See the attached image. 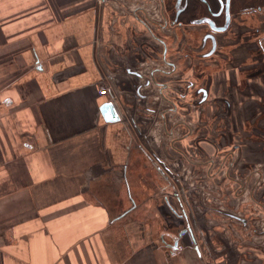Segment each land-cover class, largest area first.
I'll return each mask as SVG.
<instances>
[{
    "label": "crops",
    "instance_id": "1",
    "mask_svg": "<svg viewBox=\"0 0 264 264\" xmlns=\"http://www.w3.org/2000/svg\"><path fill=\"white\" fill-rule=\"evenodd\" d=\"M76 2L21 12L0 0V264H229L238 242L211 223L205 188H183L190 175L160 176L191 198L198 243L172 255L161 241L173 205L146 182L176 170L161 49L141 61L132 33L155 41L128 0Z\"/></svg>",
    "mask_w": 264,
    "mask_h": 264
},
{
    "label": "flooded vegetation",
    "instance_id": "2",
    "mask_svg": "<svg viewBox=\"0 0 264 264\" xmlns=\"http://www.w3.org/2000/svg\"><path fill=\"white\" fill-rule=\"evenodd\" d=\"M126 5L155 41L145 32L132 33L129 42L141 61L159 57L161 49V60L169 66V71L160 69L164 77L159 84L174 92L176 170L171 173L178 174L183 160L201 155L210 170L209 164L218 162L212 157L221 159L229 146L236 150L237 163L264 162V0H128ZM254 167L256 174H235L240 182L237 210L226 206L227 196L205 203L227 217V229L239 232L233 235L236 258L229 264H264V174ZM160 168L158 174H170ZM248 175L254 186L245 185ZM246 200L254 203L243 206ZM164 204L176 207L173 216H165L192 231L197 245L193 227L185 223L193 215L173 198L161 200Z\"/></svg>",
    "mask_w": 264,
    "mask_h": 264
},
{
    "label": "rangeland",
    "instance_id": "3",
    "mask_svg": "<svg viewBox=\"0 0 264 264\" xmlns=\"http://www.w3.org/2000/svg\"><path fill=\"white\" fill-rule=\"evenodd\" d=\"M59 1L60 0H18V2H19L18 6H19L21 12L32 11L33 8L37 9L40 7L46 9V7L49 5L53 6V8L59 9L58 8ZM79 6L80 5L76 2V0H68L66 8L70 11H77L80 8ZM214 149L216 150L217 148H214ZM233 149H234V147H232V146L226 147L225 152H223L221 154L222 155L221 159H219V157H212V158L217 159L218 162H216L214 164L210 163L211 164V165L209 164V168H211L210 170L208 169V162L206 161L207 160L206 156L202 157V155H201L198 158L197 157L191 158L194 160H198L197 163L191 162L193 160H191L189 158L188 159L190 161L183 160V162H181L179 164V166H180L179 169L176 171V173H178V174H182V175L185 174V176L190 175V178H185V177L180 178L182 180V183H183L182 184L183 188L184 187L189 188V187H191V185H193L196 190H198V189L205 190L206 189L205 190L206 191L205 201L208 200V198L213 199V201H215L216 199H217V201H221L223 196L224 197L227 196V198H226L227 202L225 203L226 206L229 209L237 210V206L239 205V203L235 202V200H236V197L237 198L239 197L238 196V188H239L238 183H240V182H239V180L236 179L235 174H237L238 171H239V174L240 173L250 174V175H252L254 173L256 174V172L251 171L252 170L251 168L253 166H255L254 168L257 167L259 169L260 174H264V162L256 163V164L252 163L253 166L250 163L248 165H246V163H242V162L237 163L238 161H235V159L238 158V156H237V153L235 152L236 150H233ZM167 165H169V164H167ZM188 172H190L191 174H188ZM170 174H172L171 171H170ZM136 175L139 176V174H136ZM160 175L161 174H154L152 176L149 175V176H147V179H146V180H148L146 182L149 183V185H152V188H150L149 190H152V193H154V195H155V193H158L157 198L160 197V199L164 200L165 197L168 196L169 198L175 199L177 202L178 201L181 202L180 199L182 200V198H183V200H185L187 202L191 201L190 197H187V198L184 197V194H182V192H181L182 188H181V191L178 189V184H176L174 179H172L173 182L172 181L169 182L168 179L165 180ZM250 175H248L246 178H244L243 181L246 183L245 185H248V186L253 185L254 186L255 185V184H253L254 179ZM135 180H136V178H135ZM135 180H132L133 186L136 185ZM262 185H264V184H262ZM203 188H205V189H203ZM144 193L145 194L147 193L148 197H150L149 192H144ZM179 195L181 196L180 198L178 197ZM198 197L199 196L197 193V198ZM258 202H262V201L259 199ZM252 203H254V201H252V200L247 201L246 200L244 202L243 206H247V205L250 206V205H252ZM211 204L218 205V204H215V202H213ZM204 207L209 208L210 206L205 205ZM207 208H206V211H207ZM208 215H210V217H212V219H213L212 220L213 222H211V223L213 225H216V230L221 232L223 234V236L234 238L233 235L239 234L237 227L227 229V227L231 226V222H228V219L226 216H223L221 214L219 215V213H217L216 210L212 211ZM162 220L164 221V226H165L166 225V219L164 220V218H162ZM181 246L183 248H185L187 245H185V246L181 245Z\"/></svg>",
    "mask_w": 264,
    "mask_h": 264
},
{
    "label": "water",
    "instance_id": "4",
    "mask_svg": "<svg viewBox=\"0 0 264 264\" xmlns=\"http://www.w3.org/2000/svg\"><path fill=\"white\" fill-rule=\"evenodd\" d=\"M101 111L103 116L107 121H115L119 120V112L117 110V107L113 103V101H107L104 102L101 106ZM169 197L166 196L164 200H167ZM176 207L173 205L172 209H170V213L173 214ZM173 211V212H172ZM176 211V210H175ZM169 212L164 213V215H168ZM165 219H167V216H165ZM170 224V223H169ZM165 225V231L163 235H161V241L164 245H166L169 248V253L178 254L180 253L179 245H190L191 238L190 235L193 236L192 231H189V233L186 231V229H182L181 225L183 223L180 222H173V225ZM167 237L170 238V240L167 239ZM193 240L195 238L193 237Z\"/></svg>",
    "mask_w": 264,
    "mask_h": 264
},
{
    "label": "built area",
    "instance_id": "5",
    "mask_svg": "<svg viewBox=\"0 0 264 264\" xmlns=\"http://www.w3.org/2000/svg\"><path fill=\"white\" fill-rule=\"evenodd\" d=\"M109 88L108 87H103V88H101L100 90H99V92H100V94H108V92H109V90H108ZM180 249H182V246H180L179 247Z\"/></svg>",
    "mask_w": 264,
    "mask_h": 264
}]
</instances>
